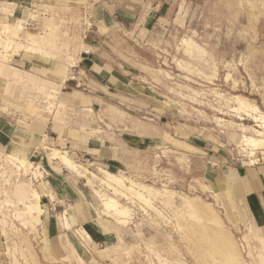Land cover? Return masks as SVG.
I'll return each mask as SVG.
<instances>
[{
	"label": "rangeland",
	"instance_id": "374dc122",
	"mask_svg": "<svg viewBox=\"0 0 264 264\" xmlns=\"http://www.w3.org/2000/svg\"><path fill=\"white\" fill-rule=\"evenodd\" d=\"M112 3L105 22L94 7L0 3L5 111L50 132L0 153L1 263L264 264V197L249 207L227 170L264 166V0ZM78 42L114 76L79 74ZM45 204L62 235L50 260Z\"/></svg>",
	"mask_w": 264,
	"mask_h": 264
},
{
	"label": "crops",
	"instance_id": "0c3cea01",
	"mask_svg": "<svg viewBox=\"0 0 264 264\" xmlns=\"http://www.w3.org/2000/svg\"><path fill=\"white\" fill-rule=\"evenodd\" d=\"M108 6L103 4L104 0H0V3H28V2H37L41 6H48L50 10L53 11V14L57 17H61L60 15L65 12V9L69 7H94L92 8L95 13V16H102L101 21H107V19L113 20V15L116 13V9L111 8L112 0H107ZM100 6H97V5ZM118 4V1L115 3ZM76 52L74 53L77 58L76 61L78 64L83 65L84 68L80 67V70L77 71L80 73H88L98 75L105 74L104 76L107 78L108 76H114L113 73H107L106 67H102L100 63H98L100 58L96 55H89V53H84L82 49L81 42H78L76 45ZM82 69V70H81ZM106 72L104 73L103 72ZM107 74V75H106ZM4 90L0 89V153H4L9 150H26V151H34L38 149L40 146V141L42 140V135L44 132L48 130V126L40 124L37 120H24L21 115L11 116L9 113L5 111L7 107L3 104L2 95ZM16 111V109L9 108V111ZM50 133L49 131H47ZM228 172H232L235 170L237 174H239L241 178V182L245 185V197L247 201V205L249 207H254L255 204L260 201L262 197H264V166H258L254 168H243L236 169L227 167ZM43 198H48L46 195ZM71 202L68 204V208L79 209L81 207V202L76 199L75 195H72L69 199ZM50 202V201H49ZM45 208L47 212L42 218L43 227L41 229L42 239L48 241V247L46 249L45 255L40 253L39 257L42 260L45 257L50 260V254L53 256H59L58 250H56L57 245L51 247L50 253V240L56 242L60 241L62 238L60 228L54 225H50V204H45ZM76 225L81 223L78 220V216H76ZM1 222V220H0ZM2 239V234L0 233V240ZM60 243V242H59ZM0 264L1 263L0 261Z\"/></svg>",
	"mask_w": 264,
	"mask_h": 264
},
{
	"label": "bare ground",
	"instance_id": "6f19581e",
	"mask_svg": "<svg viewBox=\"0 0 264 264\" xmlns=\"http://www.w3.org/2000/svg\"><path fill=\"white\" fill-rule=\"evenodd\" d=\"M238 99L244 101L243 105H245V100L243 98H240V97H237ZM242 105V104H241ZM247 106V105H246ZM244 107V106H243ZM251 142H252V146L254 145L257 146L258 144H260L259 141L261 140H258V139H250ZM263 142H264V139H263ZM55 156L54 157L55 159H61V161L63 162V164L70 170L72 171H75V172H78L79 171V168L80 166L74 164L72 162V160L67 157V156H64L63 154L61 155L59 150H55ZM107 178L109 181L111 182H118L120 181V179L116 176V175H113V174H110V173H107ZM109 182V183H111ZM144 192V191H143ZM140 193V192H139ZM139 196H141L142 198H144V195L143 194H139ZM151 196V195H150ZM153 197V196H152ZM155 197V196H154ZM145 199V198H144ZM154 199V198H153ZM40 202H41V195L38 194V193H35L33 195V201L30 203L29 206H27V210L25 212L26 216L28 218H32L34 217L37 213H39L41 211L40 209ZM106 205L108 207H112L114 208V210L117 212V213H120V214H124L127 212V210H120L119 209V206L116 202L112 201V200H109L108 202H106Z\"/></svg>",
	"mask_w": 264,
	"mask_h": 264
}]
</instances>
